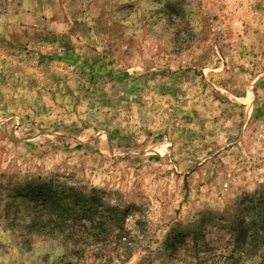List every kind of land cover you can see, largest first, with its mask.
<instances>
[{"label": "rangeland", "instance_id": "rangeland-1", "mask_svg": "<svg viewBox=\"0 0 264 264\" xmlns=\"http://www.w3.org/2000/svg\"><path fill=\"white\" fill-rule=\"evenodd\" d=\"M39 187L96 191L131 249L69 255ZM261 208L264 0H0V264H262L232 254Z\"/></svg>", "mask_w": 264, "mask_h": 264}, {"label": "trees", "instance_id": "trees-1", "mask_svg": "<svg viewBox=\"0 0 264 264\" xmlns=\"http://www.w3.org/2000/svg\"><path fill=\"white\" fill-rule=\"evenodd\" d=\"M37 189V193L30 192L25 195V197H29L28 207L35 209L31 216L32 225L38 232H45L47 237L58 238L69 255L74 256L84 252L86 248L79 245L81 239L90 238L93 241H99L101 230L105 225L110 228V242L116 245L114 249L117 253L121 249L128 251L131 249L129 234L123 225V213L118 209H112L120 214L109 211V216L112 219L103 221L104 215L108 212L103 210L104 206L96 191L86 192L83 189L66 188L56 191L55 194H49L44 190L45 187ZM261 209L264 211V208ZM23 229H26L24 225ZM253 230L251 236L255 239L258 238L259 241H247L244 237H237L234 241L236 246L232 250V254L238 255L241 259L263 252L262 264H264V232L257 227ZM24 233L27 235L28 232Z\"/></svg>", "mask_w": 264, "mask_h": 264}]
</instances>
